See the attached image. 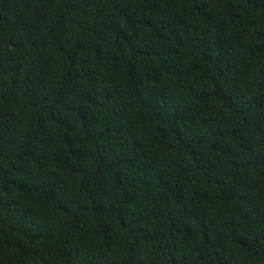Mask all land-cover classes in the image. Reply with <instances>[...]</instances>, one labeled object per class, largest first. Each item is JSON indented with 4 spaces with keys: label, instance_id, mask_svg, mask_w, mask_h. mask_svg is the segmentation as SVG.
Returning <instances> with one entry per match:
<instances>
[{
    "label": "trees",
    "instance_id": "16d2710c",
    "mask_svg": "<svg viewBox=\"0 0 264 264\" xmlns=\"http://www.w3.org/2000/svg\"><path fill=\"white\" fill-rule=\"evenodd\" d=\"M0 264H264V0H0Z\"/></svg>",
    "mask_w": 264,
    "mask_h": 264
}]
</instances>
